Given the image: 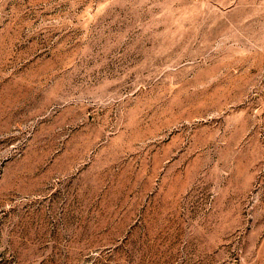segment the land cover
<instances>
[{"label": "rangeland", "instance_id": "rangeland-1", "mask_svg": "<svg viewBox=\"0 0 264 264\" xmlns=\"http://www.w3.org/2000/svg\"><path fill=\"white\" fill-rule=\"evenodd\" d=\"M0 264H264V0H0Z\"/></svg>", "mask_w": 264, "mask_h": 264}, {"label": "bare ground", "instance_id": "bare-ground-1", "mask_svg": "<svg viewBox=\"0 0 264 264\" xmlns=\"http://www.w3.org/2000/svg\"><path fill=\"white\" fill-rule=\"evenodd\" d=\"M182 86V85H181ZM176 93V92H175Z\"/></svg>", "mask_w": 264, "mask_h": 264}]
</instances>
